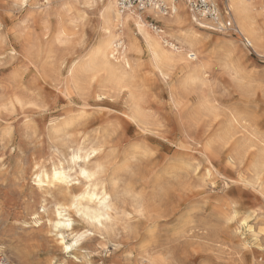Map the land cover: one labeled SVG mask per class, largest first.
Instances as JSON below:
<instances>
[{
	"label": "rangeland",
	"instance_id": "1",
	"mask_svg": "<svg viewBox=\"0 0 264 264\" xmlns=\"http://www.w3.org/2000/svg\"><path fill=\"white\" fill-rule=\"evenodd\" d=\"M217 2L223 31L178 26L201 80L162 74L141 44L116 85L95 57L102 0H0V264H264V46ZM59 166L69 186L37 180ZM88 189L110 196L103 227Z\"/></svg>",
	"mask_w": 264,
	"mask_h": 264
},
{
	"label": "bare ground",
	"instance_id": "2",
	"mask_svg": "<svg viewBox=\"0 0 264 264\" xmlns=\"http://www.w3.org/2000/svg\"><path fill=\"white\" fill-rule=\"evenodd\" d=\"M159 1L163 2L171 9V12L168 15H165L159 9L158 3L148 9H145L144 12L135 9L122 13L118 8V0H102V18L105 40L99 46L95 54L96 59L99 61V68L104 73V77L101 82H110L116 85H120L124 82H132L134 79V68L133 64L130 63L129 53H140L141 44H143L148 50L150 54V62L162 74L168 76V71L171 68L179 66L189 73L191 80H201V76L207 65L203 61L204 59L201 60L196 53L188 54L194 50L196 51L195 41L197 39V34L193 28L188 31H183L178 26L182 22L186 21L191 25L195 22L201 28L216 31L217 29L213 26L214 21L207 20L205 18L199 19L190 9L189 11L187 10L185 0H156V2ZM227 6L228 11L231 14V18L236 21L240 28V35L245 38L251 46L253 45L255 49L257 47L261 49L262 46H264V0H229ZM146 13L147 16H153L154 19L163 23V28L161 30L158 29L157 31L152 30L146 20L147 16L144 15ZM219 23L221 24V22ZM133 28L137 31L136 37L133 34ZM217 31L223 30L220 28ZM222 41L224 42L226 40ZM192 55L195 56L194 62L189 61L190 57H193ZM111 59H114V61ZM74 73V69H72L70 74L73 76ZM180 76L182 75H179V77ZM86 85H89V83ZM136 114L143 116V112L139 107L136 109ZM141 126H143L142 123ZM76 154L77 159H85V156L81 154V151ZM74 164L77 165L76 161ZM87 166V162L85 161L84 167L81 166L79 168L80 174L82 171H86L89 175L88 177H84L87 181L91 182L94 174L87 169ZM72 170L73 168L66 170L63 166H59L55 167L50 172L41 171L37 174L36 178L40 183L45 182L47 184H62L64 186H69L68 180L71 178L70 172ZM257 175H259V173ZM104 197H107V199L104 200ZM109 198L110 196L105 190L99 192L97 190L92 192L89 189L85 190L82 199L86 200L89 206L86 213L89 220L93 222L94 219L104 216L106 218L101 220V224L104 225L111 221L113 205L111 204ZM58 213H60L59 210L57 214ZM93 224L97 226L96 223L93 222ZM60 228L59 230L61 231Z\"/></svg>",
	"mask_w": 264,
	"mask_h": 264
},
{
	"label": "built area",
	"instance_id": "3",
	"mask_svg": "<svg viewBox=\"0 0 264 264\" xmlns=\"http://www.w3.org/2000/svg\"><path fill=\"white\" fill-rule=\"evenodd\" d=\"M189 9L195 13L198 17L205 18L208 20L214 21L215 25H219L220 18V8L218 0H185ZM224 7L227 9V4L229 0H221ZM158 3L159 9L165 14L168 15L171 12V9L167 7L163 2H156V0H118V8L124 13L130 10L144 11ZM226 16H230L229 11L225 13ZM151 28L154 31L159 29L157 23H151ZM228 26H231V23L228 22ZM249 45V44H248ZM191 59H194V55Z\"/></svg>",
	"mask_w": 264,
	"mask_h": 264
},
{
	"label": "snow or ice",
	"instance_id": "4",
	"mask_svg": "<svg viewBox=\"0 0 264 264\" xmlns=\"http://www.w3.org/2000/svg\"><path fill=\"white\" fill-rule=\"evenodd\" d=\"M17 4H18L19 7H23V6H25L27 4V0H17ZM81 175H84L85 177H88L89 174L86 171H82ZM106 199H107V197H104V200H106ZM73 206L75 207V205H73ZM58 215H59V213H58ZM105 218L106 217H104V216H100V217L94 219L93 222L96 223V224H99L100 227H103V224H101V220H103ZM63 226H65V225H61L59 223L57 224V228H60V227H63ZM66 226L67 227H71V222H69ZM88 234L89 233L86 232L84 235H88ZM82 238H83V236H81L77 240L72 241L71 245L66 246L65 251H67L69 247H74L77 243H79V239H82Z\"/></svg>",
	"mask_w": 264,
	"mask_h": 264
}]
</instances>
